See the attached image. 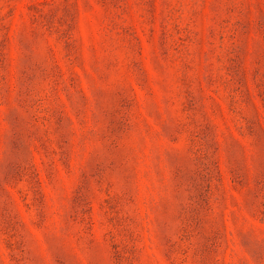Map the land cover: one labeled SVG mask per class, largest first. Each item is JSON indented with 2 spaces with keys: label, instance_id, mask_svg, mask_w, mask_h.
Listing matches in <instances>:
<instances>
[{
  "label": "rangeland",
  "instance_id": "rangeland-1",
  "mask_svg": "<svg viewBox=\"0 0 264 264\" xmlns=\"http://www.w3.org/2000/svg\"><path fill=\"white\" fill-rule=\"evenodd\" d=\"M0 264H264V0H0Z\"/></svg>",
  "mask_w": 264,
  "mask_h": 264
}]
</instances>
